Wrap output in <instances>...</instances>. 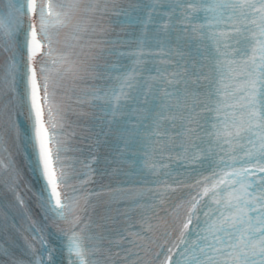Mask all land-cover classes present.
<instances>
[{"label": "snow or ice", "instance_id": "obj_1", "mask_svg": "<svg viewBox=\"0 0 264 264\" xmlns=\"http://www.w3.org/2000/svg\"><path fill=\"white\" fill-rule=\"evenodd\" d=\"M0 264H264V0H0Z\"/></svg>", "mask_w": 264, "mask_h": 264}]
</instances>
